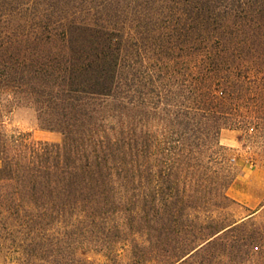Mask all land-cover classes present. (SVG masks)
<instances>
[{"label": "rangeland", "instance_id": "374dc122", "mask_svg": "<svg viewBox=\"0 0 264 264\" xmlns=\"http://www.w3.org/2000/svg\"><path fill=\"white\" fill-rule=\"evenodd\" d=\"M2 1L11 14L22 3L28 10L38 8L41 17L52 13L56 19L72 20L110 15L87 10L101 0ZM109 4L108 8L118 9L122 21L135 23L131 37H125L122 54L126 90L135 87L139 94L133 97L138 101L143 99L140 93L151 94L156 103L151 106L160 107L156 111L137 103L139 108L131 113L140 119L152 116L151 111L157 114L149 117L153 140L148 147L128 150L136 157L118 167L136 176H120L116 186L123 194L141 195V206L146 194L157 206L167 199L188 203L191 207L185 215L189 218L184 220L190 226L235 223L231 232L178 264H264V207L248 217L243 195V181L251 175L258 174L255 183L264 186V0ZM142 23L152 30L142 31ZM153 85L157 94L152 96ZM4 101L9 104L5 127L10 133L63 142L60 132L44 127L28 101H18L11 94ZM163 117L172 118L169 126H163ZM128 217L118 213L100 229L89 227V240L82 238L85 229L81 228L75 244L63 246L69 252L65 256H22L0 239V264H168L155 254L143 255L152 252L151 238L142 223L132 229ZM121 229L128 233L126 246L117 236ZM102 233L114 235L117 244L109 247L96 242Z\"/></svg>", "mask_w": 264, "mask_h": 264}, {"label": "trees", "instance_id": "16d2710c", "mask_svg": "<svg viewBox=\"0 0 264 264\" xmlns=\"http://www.w3.org/2000/svg\"><path fill=\"white\" fill-rule=\"evenodd\" d=\"M110 1L124 0H101L97 7L87 8L109 12L107 18L71 20L56 19L52 13L41 17L38 8L28 10L22 3L11 14L0 0V239L22 256H65L69 252L63 246L72 247L81 228L82 238L89 240V227L100 229L113 221L112 215L126 213L132 229L142 223L151 238L152 252L145 251L144 256L155 254L178 264L236 226H190L185 215L188 203L167 199L157 206L146 194L141 206V195L123 194L116 186L118 177L136 176L118 167L136 157L128 150L148 147L153 140L149 117L157 114L151 111L152 116L140 119L131 113L138 104L156 111L160 107L151 106L156 104L151 94L140 93L143 99L138 101L133 97L139 94L135 87L126 90L122 54L135 23L122 21L117 8H108ZM141 28L152 30L146 23ZM153 89L152 96L157 94L154 85ZM9 94L32 104L39 121L60 132L63 142L10 133L5 127L9 104L4 101ZM171 119L163 117V126ZM102 234H97L96 242L117 244L114 235ZM117 236L126 246L125 229ZM192 239L199 240L197 246L190 245Z\"/></svg>", "mask_w": 264, "mask_h": 264}, {"label": "crops", "instance_id": "0c3cea01", "mask_svg": "<svg viewBox=\"0 0 264 264\" xmlns=\"http://www.w3.org/2000/svg\"><path fill=\"white\" fill-rule=\"evenodd\" d=\"M257 176L258 174L251 175L250 179L243 181V195L246 198L244 204L250 209V214L248 217L255 215L260 209L264 207V186L256 185L255 181Z\"/></svg>", "mask_w": 264, "mask_h": 264}]
</instances>
